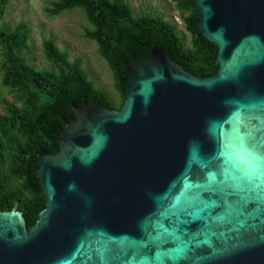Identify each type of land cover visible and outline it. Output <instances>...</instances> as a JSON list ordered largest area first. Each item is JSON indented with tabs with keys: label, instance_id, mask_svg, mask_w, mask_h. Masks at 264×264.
<instances>
[{
	"label": "water",
	"instance_id": "1",
	"mask_svg": "<svg viewBox=\"0 0 264 264\" xmlns=\"http://www.w3.org/2000/svg\"><path fill=\"white\" fill-rule=\"evenodd\" d=\"M216 70L158 48L118 109L70 102L44 207L0 211V264H264V0H193Z\"/></svg>",
	"mask_w": 264,
	"mask_h": 264
},
{
	"label": "trees",
	"instance_id": "2",
	"mask_svg": "<svg viewBox=\"0 0 264 264\" xmlns=\"http://www.w3.org/2000/svg\"><path fill=\"white\" fill-rule=\"evenodd\" d=\"M184 14L181 21L189 33L185 45L173 24L157 15L132 13L124 0L46 1V16L79 8L90 25L85 37L94 41L99 56L107 64L118 94L112 102L88 79L81 59L67 60L51 38L41 39L48 69H36L20 50L28 36L27 24L18 21L11 29L0 28L1 84L12 101L0 100V211L17 210L29 227L44 207L43 192L34 179L36 153H55L56 137L64 120L74 118L70 102L91 103L118 109L124 97L125 70L151 48H158L186 72L207 77L216 70L215 47L203 38L193 0H171ZM6 0H0V18Z\"/></svg>",
	"mask_w": 264,
	"mask_h": 264
},
{
	"label": "rangeland",
	"instance_id": "3",
	"mask_svg": "<svg viewBox=\"0 0 264 264\" xmlns=\"http://www.w3.org/2000/svg\"><path fill=\"white\" fill-rule=\"evenodd\" d=\"M52 0H6L3 14L0 18V28L11 29L18 21L25 22L28 36L25 46L20 50L24 58L36 69H48L50 63L45 60L41 39L51 38L54 45L67 54V60L74 57L81 59L88 79L96 88L101 89L109 100L117 102L118 94L113 87L111 72L105 61L99 56L94 41L85 37V30L90 25L85 20L81 10L71 11L54 16H46L43 6ZM133 14H148L162 17L173 24L176 33L181 36L185 45L189 44V33L181 21V14L173 7L171 0H124ZM1 59V48H0ZM2 70L0 68V100L12 101L8 88L1 84ZM2 105L0 103V113Z\"/></svg>",
	"mask_w": 264,
	"mask_h": 264
}]
</instances>
